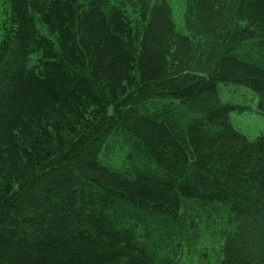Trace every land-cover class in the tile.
<instances>
[{"label":"trees","instance_id":"obj_1","mask_svg":"<svg viewBox=\"0 0 264 264\" xmlns=\"http://www.w3.org/2000/svg\"><path fill=\"white\" fill-rule=\"evenodd\" d=\"M2 2L0 264H264V0Z\"/></svg>","mask_w":264,"mask_h":264},{"label":"rangeland","instance_id":"obj_2","mask_svg":"<svg viewBox=\"0 0 264 264\" xmlns=\"http://www.w3.org/2000/svg\"><path fill=\"white\" fill-rule=\"evenodd\" d=\"M2 1L0 0V26L3 18H5L3 9L9 8V5ZM169 3L176 28L182 30L183 4L181 0H169ZM217 99L220 103H229L235 106V110L230 114V119L240 133L250 139L264 136V113L258 111V100L253 91L243 86L219 83ZM211 229L209 223L201 224L198 228L200 241L206 244L211 239ZM197 249H190V252L184 255L181 264H204V257L200 256L202 249Z\"/></svg>","mask_w":264,"mask_h":264}]
</instances>
